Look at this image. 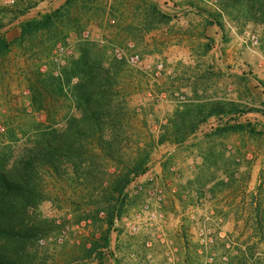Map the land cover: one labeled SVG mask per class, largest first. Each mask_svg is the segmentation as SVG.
Here are the masks:
<instances>
[{"label":"rangeland","instance_id":"obj_1","mask_svg":"<svg viewBox=\"0 0 264 264\" xmlns=\"http://www.w3.org/2000/svg\"><path fill=\"white\" fill-rule=\"evenodd\" d=\"M18 1L21 0H14L13 3L8 4L0 0V21L3 24L0 32L7 39L16 36L20 20L51 10L63 2V0H23L34 2L35 6L18 16L13 14ZM109 1L98 0L105 7ZM154 1L172 18L176 17L175 12H182L185 7L195 9L193 15L188 16L192 17L193 23L190 22V26L177 25L176 23L186 16V12L181 13L178 15L179 19L152 30L145 34L141 42H137L124 38L120 32L118 33L113 19L105 16L92 17L78 32L68 31L64 39L59 41L66 43L70 50L59 71L66 64L67 58L76 55V47L79 45L89 47L92 54L102 52L104 55L112 56L111 45H122L126 41H131L134 44V51L142 57L159 59L163 63L164 71L155 79L130 67L138 71V76L133 79L134 89L127 100L128 104L138 105L137 110L140 107L152 109L153 116L148 118L150 123L146 131L154 140L159 125L164 122L165 115L175 105L221 99L252 110L232 118L209 117L200 125L199 130L182 144H155L146 167H151L156 173L157 187L162 195L160 209L163 217L152 226H148L144 221L140 222L139 228L131 234L121 227H114L115 230L109 234L108 246L98 249L102 253L100 257L96 252L85 256L84 252L79 251L80 245L87 248L90 240L97 239L99 230L96 227L99 223L93 225L89 218L75 221L73 211L62 200L50 198L42 201L36 210L39 216L51 220L45 215V211L51 209L63 222L67 221L72 227H80L82 234L78 236V244L70 241L76 238L73 234L74 229L60 244L54 241L55 230L47 231L28 241L24 245V251L32 256L36 264H71L89 258L92 254L98 264H161L166 255L172 257L173 264H217L235 255L239 249H243V246L251 247V259L252 256L264 257V226L261 239L251 236L252 209L257 202L264 204V134L250 137L246 133L237 132L215 138L212 141L216 146L214 153L220 154L210 157L215 159L217 168L201 164L200 153L206 154L207 144H197L204 133L223 122H253L258 125V129L264 125V24L250 22L240 24L222 13L225 23L233 31L232 35L237 37L236 41L243 40L240 42L243 47L242 56L251 55L252 60L250 58L241 60V57L236 60L228 53L225 58L219 46L215 48L211 46L207 56L198 57L204 47L201 43L207 42L204 33L208 32L214 42L218 40L216 29L205 25L202 18L203 15L212 20L213 16L220 12L216 6L217 1L214 4L209 0ZM84 30L99 34L102 42L91 37H83L81 34ZM243 31L256 35L257 45L250 46L249 41L243 36ZM176 37L189 45L191 53L195 55L192 60L186 59L189 55L184 49L178 51L177 56H180L178 60L167 59L168 48L172 45L171 40ZM51 50L45 59L47 61ZM216 59L219 61L216 62ZM206 60L211 62L206 64ZM24 66L23 58L15 50H11L0 67L1 144L7 143L8 127H15L17 138L14 145H21L25 141L27 127L33 123L39 124V127L60 129L64 114L71 112V109L67 108L69 104L64 100L56 103L57 107L51 121L46 119L43 111L34 109L28 99L23 78ZM72 79L71 82L74 83L76 79ZM159 94L161 97L156 101L153 100L152 97ZM180 96L182 99L179 98ZM39 114L41 119L37 117ZM153 118H156V121ZM19 128L23 129L24 133H21ZM220 143L223 149L220 148ZM225 168L230 170L224 173ZM111 170L112 168H109V171ZM230 171H232L231 177L228 176ZM217 181H222L223 184H216ZM45 182V187L50 192L52 187L48 180ZM170 189L175 191L171 192ZM125 197L123 215L132 216L145 200V194L143 192L136 195L126 194ZM191 212L194 213L193 217H190ZM260 215L262 216V213ZM80 223L83 224L80 226ZM206 230L211 238L210 242L205 240ZM40 239L43 241L42 244L39 242ZM145 241L149 244L145 245ZM14 243L20 249V244ZM0 245L10 246L11 243L0 239Z\"/></svg>","mask_w":264,"mask_h":264},{"label":"trees","instance_id":"obj_2","mask_svg":"<svg viewBox=\"0 0 264 264\" xmlns=\"http://www.w3.org/2000/svg\"><path fill=\"white\" fill-rule=\"evenodd\" d=\"M216 1L220 12L240 24H264V0ZM33 6L34 2L18 1L13 14L23 15ZM218 15L204 23H214L220 28V22L214 19ZM98 16L113 19L118 33L137 42L172 18L154 0H110L106 7L98 0H63L51 10L20 20L12 39L0 32V67L11 50L23 58V78L31 106L43 111L48 121L52 120L59 100L67 101V108L71 109L64 114L60 129L35 123L25 128V141L21 145H14L15 127L6 129L7 143H0V239L11 245H0V264H36L24 251V245L47 231L56 233L52 221L36 212L39 204L50 198L67 204L75 221L89 218L93 225L99 223L97 239L90 240L87 248L80 245L79 251L85 256L96 252L100 257L98 249L108 246L109 234L115 230L113 217L124 213V187L146 168L155 144H182L209 117L232 118L252 110L221 99L175 105L165 115L154 140L146 131L152 109L137 110L138 105L127 101L138 71L111 55L92 54L89 47L80 45L76 47V55L67 58L59 75H53L52 65L45 60L68 31L78 32L90 18ZM207 46L204 45L203 51ZM43 63H47L46 69L39 71ZM72 78L76 79L74 83ZM257 126L253 122H223L211 128L197 142L207 144L206 154L200 153L201 164L217 168L215 159L210 157L220 154L214 153L215 138L237 132L250 137L264 134V125L261 129ZM18 130L24 133L23 129ZM220 148H224L222 144ZM226 170L230 168H225L224 173ZM228 176H232V171ZM46 180L52 187L50 192L45 187ZM99 211H103L100 218ZM252 212L251 236L261 239L264 204L257 202ZM14 242L20 244V249ZM248 254L251 247L243 246L217 264H264V257L251 259Z\"/></svg>","mask_w":264,"mask_h":264},{"label":"built area","instance_id":"obj_3","mask_svg":"<svg viewBox=\"0 0 264 264\" xmlns=\"http://www.w3.org/2000/svg\"><path fill=\"white\" fill-rule=\"evenodd\" d=\"M50 1V0H43ZM211 3H215L216 0H209ZM4 2L10 4L14 0H4ZM83 37H91L98 42H102L101 36L97 33H89V31L84 30L81 34ZM243 36L249 41L250 46H255L258 43L257 36L250 33L249 31H243ZM112 56L116 60L123 61L127 66L136 68L151 79L158 78L164 71L163 63L159 59H149L142 57L134 51V44L131 41H126L122 45H111ZM70 53L69 47L64 42H57L53 49L51 50V55L49 57V62L53 67V75H59V68L63 65L65 57ZM39 71H44L46 69V64L43 63L39 66ZM73 80V79H72ZM149 94V93H148ZM161 97H152L153 100H157ZM182 99V96L179 97ZM41 119V115H37ZM127 195H136L141 192L145 194V200L140 204L137 211L134 212L132 216L120 215L114 216L112 219V227H121L124 231L131 234L134 233L138 228L140 222L144 221L148 226H152L157 223L163 217L160 206L162 201V195L160 189L157 187V177L155 171L151 167H146L143 172L136 175L130 183L123 190ZM174 192L175 189H170ZM45 215L50 218L54 225L57 226V231L54 236V241L58 244L62 243L65 238H67L68 233L74 229V235L76 238L70 239L74 244H78V236L82 234L80 227H72L65 221L63 222L58 214H55L53 210L47 209ZM194 213H190V217H193ZM98 216L102 217L103 212L99 211ZM83 223H80V226ZM208 234V230L204 232V237L206 241L210 242L211 238ZM42 244V239L39 240ZM149 242L145 241V245ZM71 264H98V261L94 254L89 258L82 259L79 261H74ZM161 264H173V259L171 256L166 255Z\"/></svg>","mask_w":264,"mask_h":264},{"label":"crops","instance_id":"obj_4","mask_svg":"<svg viewBox=\"0 0 264 264\" xmlns=\"http://www.w3.org/2000/svg\"><path fill=\"white\" fill-rule=\"evenodd\" d=\"M184 11H182V12H175V18H171V21H170V24L172 23V22H174L177 18H178V15L179 14H181V13H185L186 12V16H183V18H182V20L180 19L179 20V22H177L176 24L178 25V24H184V25H186V26H190V22L191 23H193L192 22V17L190 16V17H188L189 15H193V13L195 12V9H193V8H191V7H185L184 9H183ZM217 14H219L218 16H216L214 19H217V21H219L220 22V24H221V27L219 28L216 24H214V23H212V24H209L208 25V27H214L215 29H216V33H217V36H218V40H216V42H214V39L211 37V35L207 32V33H204L205 35H204V39L206 38V40H207V42H205V41H203L204 43H201L202 45H208L207 46V48H206V50H204L203 51V49H202V51H200L199 52V54H201L200 56H198V57H203L202 55H206L207 56V53H209L210 51H211V46L213 47L214 46V48L216 47V46H219V47H221L222 48V51H223V56L226 58L227 57V53L228 54H232V58H235L236 60H238V57H241V60H249V58L251 59L252 58V56L251 55H249V57H247L248 56V54L246 55V56H242V52H241V50L243 49V47H242V45H241V43L240 42H243V40H241L240 39V42L239 41H236L237 39V37L233 34L232 35V29H231V27H229L228 25H227V23H225V19H224V17L222 16V12H219V13H217ZM202 18H204L203 20V22H205V21H209L211 18L209 17H206V16H203L202 15ZM179 19V18H178ZM213 20V19H212ZM212 20H210V21H212ZM188 24V25H187ZM205 24V23H204ZM176 25V26H177ZM206 25V24H205ZM229 30H228V29ZM214 29V30H215ZM213 29H212V31H214ZM223 35V36H222ZM180 36V35H179ZM178 36V37H179ZM178 37H176V38H174V39H172L171 40V44L172 45H170L171 47L170 48H168V52H167V59L169 60V61H175V60H178L179 59V55L177 56V53H178V51L179 52H181L183 49H184V51H185V53H187V55H189L186 59H190V60H192V58L195 56L194 54H192L191 52L192 51H190V47H189V45H186V43H185V41H182L181 39H179ZM200 42H202V41H200ZM185 44V46L183 47V45ZM244 47L246 48V45H244ZM165 53H163V55H164ZM211 54V53H210ZM239 55H241V56H239ZM218 56H219V53H218ZM147 57H149L150 58V56H147ZM152 58V57H151ZM252 60V59H251ZM217 61H219V59L217 60L216 59V62ZM201 62V61H200ZM206 62V64H207V62H211V60L210 61H205ZM195 70H197V69H195ZM194 70V71H195ZM227 89H229V88H227Z\"/></svg>","mask_w":264,"mask_h":264}]
</instances>
